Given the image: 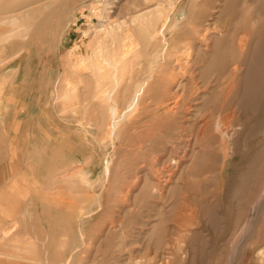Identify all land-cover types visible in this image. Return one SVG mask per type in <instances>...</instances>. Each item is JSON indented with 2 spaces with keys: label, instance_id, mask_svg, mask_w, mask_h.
I'll use <instances>...</instances> for the list:
<instances>
[{
  "label": "rangeland",
  "instance_id": "obj_1",
  "mask_svg": "<svg viewBox=\"0 0 264 264\" xmlns=\"http://www.w3.org/2000/svg\"><path fill=\"white\" fill-rule=\"evenodd\" d=\"M105 10L147 48L117 77L82 60ZM150 12L178 19L167 51L132 21ZM0 22V264H264V0H0ZM141 82V105L109 136L111 108ZM46 109L60 146L65 126L83 134L59 157L55 219L37 183L30 217L5 198L30 186L2 120L25 110L44 124Z\"/></svg>",
  "mask_w": 264,
  "mask_h": 264
},
{
  "label": "crops",
  "instance_id": "obj_2",
  "mask_svg": "<svg viewBox=\"0 0 264 264\" xmlns=\"http://www.w3.org/2000/svg\"><path fill=\"white\" fill-rule=\"evenodd\" d=\"M49 111L50 110L46 109V121H44V124H38L40 127L37 125V120H35L31 113L29 111L26 112L25 110H22L20 114L24 117L16 118L13 122L7 118L2 120V126L4 128L3 130L7 137V155L8 157H11L12 153L14 152V161L18 164L16 170L18 181H20V178L23 179L22 177H24L26 183L30 186L28 188L29 196L26 199L21 200L20 195L17 194L14 198H12V200L8 193H6L5 198L9 201V205L12 204L14 208L27 202L26 204H28L27 207L29 209L22 212L23 214L26 213L29 215L28 217H30L32 214H34V211H32L30 207L38 199V194L34 192V186L37 183V185L41 186V190L44 191V189H46V196L45 194H41L43 197L42 199H44V197L46 198V205H48V208L43 210V213L50 215L51 218L55 219V217H60L61 210L54 209L56 205H54L53 201H55L56 198L52 197L54 193L62 194L61 191L63 190L61 187H57L55 185L53 186V183L55 184L57 182L56 177H59L60 174H62V172H59V157H61L62 153H66V151L72 152L80 147V145L77 146V143H83V134H81V128L79 133L75 132L72 134V129H70L71 126H65L66 130L64 129V132L61 135H65L68 141L64 143L62 142L63 146H60V132L57 129L59 120L51 119L52 116H50ZM52 122H54L55 125H53ZM40 133L41 135L44 134L46 138L43 146L37 142L38 134ZM72 135L74 138H72ZM62 147L64 148L61 149ZM65 165H69V168H78L82 165V162L81 160L76 161L75 159V161H71L70 163L65 161ZM67 171L68 170L66 169L65 172ZM4 174L6 176L8 175L7 172ZM7 185L8 184H6V189H12L16 184H13V186ZM44 185H46L45 188H43ZM22 187L23 186L20 185L14 189L22 190ZM63 202L64 203H62V206L66 207L68 205H76V203H72V200ZM44 221H46V219H44Z\"/></svg>",
  "mask_w": 264,
  "mask_h": 264
},
{
  "label": "bare ground",
  "instance_id": "obj_3",
  "mask_svg": "<svg viewBox=\"0 0 264 264\" xmlns=\"http://www.w3.org/2000/svg\"><path fill=\"white\" fill-rule=\"evenodd\" d=\"M173 3H175V2H173ZM86 4L89 5V2H86ZM104 4L107 5L108 3L106 1H104ZM180 12H182V11H180ZM22 15L25 16L24 14H22ZM94 15L96 16L95 19L97 20V22L95 23V31H94L93 41L90 45V48L92 49V55H89L88 57L83 58L82 60L90 61L88 63V66L90 65V68L91 69L93 68L94 71L97 68V71L99 73L105 71V72L111 73V76L113 74V77H117V73L123 67L122 63L126 59L128 60V62H130L132 64V67H134L133 63H134L135 59L138 57V54L146 52L147 48H146V46L139 47V44L137 43L136 40H134L132 38L131 35H128L126 37H122L121 31L124 28V26L126 25V23H127L126 21L124 23H119L117 25V27L115 28L114 25L110 23L111 17H110V15H108L106 10L104 12H102V14H97L94 12ZM23 16H21V17L23 18ZM20 19L21 18L17 17V15H16V16L5 18V19H3V21L9 20V22L15 23ZM118 20H121V18L119 17ZM160 20H161V17L157 15V12H150L147 14H141L137 17H134L132 21L135 24V26L138 28L139 32L142 34V37L147 36V37H150L153 39L161 38L162 42L164 43V47H162L163 51H167V49H169V43L167 42L166 32L168 31V28H170V27L173 28L177 24L178 19L175 18V21L172 23V25L170 27H169V23L171 22V16L166 17L163 21V24L159 26ZM15 24L17 25L19 23H15ZM179 25H177V26H179ZM17 26H13L14 28L12 30L14 31V29L15 30L17 29L20 31V29H18L19 26H18V28H16ZM9 39H11V38H9ZM153 50H154V48H153ZM153 52L151 54H153ZM155 62H156L155 59L151 61V65L149 67L151 71H153L155 69ZM113 81H115V80H113ZM117 81H120V80L118 79V80H116V82ZM147 84H148L147 82H141V83L136 84V86L133 90V94L131 96V99L128 102L126 110L120 112L118 107H112L111 108L112 120H111L110 125L108 127L109 128L108 129V135L109 136H113L117 132L119 133L121 130L122 124L124 122H126L128 117L133 115L134 112L137 110V108L141 105L143 97H144L145 93L147 92ZM179 87H181V85H178V88ZM111 97H112V95H109V98H111Z\"/></svg>",
  "mask_w": 264,
  "mask_h": 264
}]
</instances>
